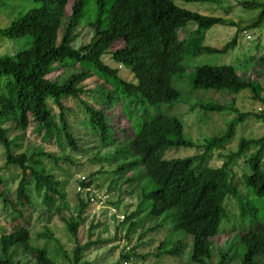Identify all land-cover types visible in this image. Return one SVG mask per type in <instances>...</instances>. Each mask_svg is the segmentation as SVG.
Here are the masks:
<instances>
[{
  "label": "trees",
  "instance_id": "16d2710c",
  "mask_svg": "<svg viewBox=\"0 0 264 264\" xmlns=\"http://www.w3.org/2000/svg\"><path fill=\"white\" fill-rule=\"evenodd\" d=\"M34 1L40 5L30 8L7 27L0 28V34L6 38H26V46L14 54L0 55V144L4 147L6 163L17 166L20 172L15 200L4 197L5 202L19 212L20 224L0 235V264H20L12 258L16 247L32 256L35 264H56L45 249L29 243L30 230L25 220L32 206L30 186L42 193L47 207L58 201L57 213L67 208L59 188L60 181L46 171L43 163V158L58 162L60 157L43 150L28 155L16 149L20 147L17 142L20 134L33 124L44 132L46 139L55 137L60 142L64 138L73 150H80V137L73 133L69 120L73 109L65 103L68 97H74L82 104L85 112L83 124L103 147L116 141V132L107 112L114 101L123 103V114L131 121L134 132L133 137L116 150L118 158L123 160L116 172L124 173L139 166L145 170L139 203L130 216L146 212L160 218L154 230L162 228L170 219V232L181 231L190 236L189 257L194 264H228L238 246L242 247L241 252H236L239 264H264V215L261 214V207H264V134L259 138H240L237 150L227 155V161L221 167L203 164L211 151L232 139L237 124L250 113L236 111V117L222 135L206 138L201 145L185 137L178 116L149 113L150 106L167 103L172 107L178 103L180 92L172 82L185 72L186 57L226 53L236 46V34L220 48L203 44L205 31L213 25L233 26L234 22L221 16L190 11L178 6L175 0H94V16L88 21L92 28L91 39L75 48L72 43L76 28L84 17L89 0ZM242 4L246 8H262L248 28L258 26L264 17V3L250 0ZM189 23L196 27L188 37L181 39L179 31ZM117 41L121 46L112 50V44ZM105 54H110L115 62L128 69L131 80L122 78L117 69L106 65L102 60ZM260 60L264 62V57ZM72 66H78L79 70L65 74L62 71L49 77L55 70ZM93 72L103 75L113 88L104 89V85H99L86 91L82 84ZM192 84L194 90L226 89L239 93L248 88L257 98L260 93L256 82L238 74L230 64L196 66ZM86 92L96 93L94 102L81 98ZM260 100L264 104V100ZM48 101L57 107L59 121L55 120ZM197 105L204 111L228 109L213 102ZM257 116L264 120V111ZM179 147L202 148V151L182 158H164L166 150ZM251 147L253 151L245 158L250 172L243 176L247 190L243 196L234 185L228 167L234 158L245 155ZM81 186L88 187L89 183L82 181ZM228 196L237 199L240 217L248 218L255 228L241 234L238 244L230 247V251L219 248L217 259L212 262L214 247L211 238L218 234L222 221L228 218L224 206ZM86 206L81 199L75 219L60 215L67 231L75 238L71 264H78L81 259L83 247L79 242L78 228ZM38 236L59 243L48 227ZM182 249L180 239L172 242L164 239L155 255L158 258L163 254L179 255ZM62 254L69 258L63 249Z\"/></svg>",
  "mask_w": 264,
  "mask_h": 264
},
{
  "label": "rangeland",
  "instance_id": "374dc122",
  "mask_svg": "<svg viewBox=\"0 0 264 264\" xmlns=\"http://www.w3.org/2000/svg\"><path fill=\"white\" fill-rule=\"evenodd\" d=\"M245 1L250 0L204 2L175 0L178 6L190 11L221 16L234 22L233 26L216 24L206 30L204 45L220 48L235 34L237 43L226 53L186 57L185 72L180 77L174 78L172 82L180 92L178 103L172 107L162 103L149 108L150 115L164 112L178 116L182 121L185 137L200 145L206 138L222 135L229 122L236 117V111L249 112L250 115L242 123L237 124L232 139L208 154L203 164L211 167H221L227 161V155L237 150L240 138H259L264 134V120L257 116L263 105L260 99L264 100V62L260 60L264 57V17L258 26L248 28L257 19L262 8H246L242 4ZM256 1L264 3V0ZM39 5L40 3L34 0H0V28L7 27L12 20ZM94 10V0H89L84 9V17L76 28V38L72 47L77 48L90 41L92 28L88 21L93 19ZM195 27L193 23H189L185 28L180 29L179 37L181 39L188 37ZM60 36L61 34L59 38ZM25 41L26 38L9 39L0 34V55L14 54L26 46ZM120 46L121 42L117 41L112 44V50ZM102 60L109 67L117 69L122 78L131 80V72L121 63L115 62L110 54L103 55ZM203 64L234 65L238 74L252 79L260 86L259 98L248 88L239 93H232L226 89L194 90L192 84L194 68ZM78 70V66L62 68L55 70L49 77L61 74L62 71L65 74ZM82 85L86 91L95 89L99 85H104V89L113 88V85L97 72H93ZM94 97L96 93L87 94L86 92L81 95V98L90 102H94ZM205 102L218 103L228 109L222 112L204 111L197 104ZM65 103L73 109L69 120L72 123L73 133L80 137V150H73L64 138L60 142H57L55 137L46 139L44 132L38 130L33 124H30L17 140L20 147L16 151H24L29 155L43 150L53 152L60 157L58 162L47 157L43 158V163L46 171L60 181L59 188L67 203V208L59 214L56 212L58 201L51 207H47L43 203L42 193H37L30 186L32 206L25 220L30 230L29 243L45 249L56 264H71L75 238L67 231L60 215H64L67 219L77 218L82 199L87 206L79 218L81 224L78 228V238L83 249L78 264H112L116 261H120L121 264H194L189 257L192 246L190 236L184 235L181 231L170 232V219L165 221L162 228L154 230V226L160 223V218L150 216L146 212L130 216L139 203L145 170L139 166L124 173L116 172L123 161L118 158L116 150L132 138L134 132L131 121L123 114V103L114 101L107 112L116 132V141L104 147L99 145L97 139L83 124L85 112L78 99L68 97ZM48 104L55 120L59 121L57 107L52 101H48ZM253 149L251 147L245 155L234 158L228 167L234 185L243 196L247 194L243 176L250 172V168L245 164V158ZM201 151L202 148L196 147L170 148L165 151L164 158H182ZM132 177L134 180L129 181L128 179ZM19 178V168L6 163L4 147L0 144V191L2 192L0 194V235L10 232L20 224L19 212L4 200V197L15 200ZM82 181L89 183V186H81ZM224 206L228 218L222 221L218 234L211 238L214 247L212 262L216 261L219 248L230 251V247L238 244L241 234L255 228L251 226L248 218L240 217L238 201L234 196L226 197ZM261 214L264 215V207H261ZM45 227L53 232L59 243L38 236ZM176 238L183 244L179 255L163 254L159 258L155 255L162 240L167 239L172 242ZM62 249L69 257L68 259L62 254ZM241 251V246L234 248L233 258L228 264H239L236 252ZM12 258L20 264H35L32 256L24 253L21 247L13 250Z\"/></svg>",
  "mask_w": 264,
  "mask_h": 264
},
{
  "label": "built area",
  "instance_id": "2783aa9c",
  "mask_svg": "<svg viewBox=\"0 0 264 264\" xmlns=\"http://www.w3.org/2000/svg\"><path fill=\"white\" fill-rule=\"evenodd\" d=\"M261 111H264V104L262 105Z\"/></svg>",
  "mask_w": 264,
  "mask_h": 264
}]
</instances>
